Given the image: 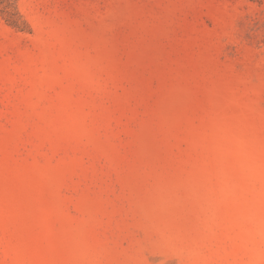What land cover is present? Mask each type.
Returning a JSON list of instances; mask_svg holds the SVG:
<instances>
[{
	"label": "rangeland",
	"instance_id": "rangeland-1",
	"mask_svg": "<svg viewBox=\"0 0 264 264\" xmlns=\"http://www.w3.org/2000/svg\"><path fill=\"white\" fill-rule=\"evenodd\" d=\"M0 264H264V0H0Z\"/></svg>",
	"mask_w": 264,
	"mask_h": 264
}]
</instances>
